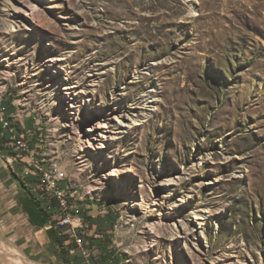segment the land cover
<instances>
[{
  "label": "rangeland",
  "instance_id": "374dc122",
  "mask_svg": "<svg viewBox=\"0 0 264 264\" xmlns=\"http://www.w3.org/2000/svg\"><path fill=\"white\" fill-rule=\"evenodd\" d=\"M3 136L0 264H61L33 157L107 210L90 264H264V0H0Z\"/></svg>",
  "mask_w": 264,
  "mask_h": 264
},
{
  "label": "built area",
  "instance_id": "2783aa9c",
  "mask_svg": "<svg viewBox=\"0 0 264 264\" xmlns=\"http://www.w3.org/2000/svg\"><path fill=\"white\" fill-rule=\"evenodd\" d=\"M6 128L10 127L8 122L1 120ZM16 150L24 153H31L29 145L26 141L18 140L16 142ZM31 155V154H30ZM32 165L35 170H28L27 175H33L39 182L42 190V196L50 199L56 198L58 206L51 208L50 211L56 216V220H52L50 226L46 229L55 227L60 235H69L71 241L76 244L77 249L72 253H80L78 256H83L84 263H91V251L88 245V240L85 238L89 228L88 216L90 213V206H80L73 204V196L71 190L67 185L66 172L60 166L59 162L55 161L54 170H46L44 167H36L35 158L33 157ZM118 227V226H116ZM87 236V235H86ZM99 238V235H96Z\"/></svg>",
  "mask_w": 264,
  "mask_h": 264
},
{
  "label": "trees",
  "instance_id": "16d2710c",
  "mask_svg": "<svg viewBox=\"0 0 264 264\" xmlns=\"http://www.w3.org/2000/svg\"><path fill=\"white\" fill-rule=\"evenodd\" d=\"M9 143H11V140L3 136V138L0 139V152H6L8 155H18V153H16V144L14 147H10L7 145ZM31 169L35 170L33 165ZM30 177L31 178H29L27 182L24 181V185L29 187L30 191L26 192L25 196L20 200V207L27 215L31 227L37 230H44L48 228L52 222L54 214L50 209L56 208L58 206V201L54 197L50 199L43 197L38 180L33 175H30ZM46 231L50 238V245L52 249L56 251L59 262L61 264H75L77 257L73 255L72 251L77 249V246L71 241V237L69 235H60L55 227L46 229ZM85 238L87 240L89 239L86 235ZM93 241L96 242L97 240H92V242ZM104 257L102 259H104Z\"/></svg>",
  "mask_w": 264,
  "mask_h": 264
},
{
  "label": "bare ground",
  "instance_id": "6f19581e",
  "mask_svg": "<svg viewBox=\"0 0 264 264\" xmlns=\"http://www.w3.org/2000/svg\"><path fill=\"white\" fill-rule=\"evenodd\" d=\"M188 1H192V0H188ZM193 12H195L194 10H193V8L190 10V13H193ZM151 101H150V99L147 97V98H144L143 99V101H142V103L141 104H139V106H138V112H137V114H136V117H135V122H141L142 120H143V118H144V116H145V113L149 110L148 108L149 107H151L152 105H151ZM109 129H111V127H109ZM42 161H44L45 162V160H42ZM44 167L45 166V168H46V170H54V168H55V165L54 166H50V167H48L46 164H40V161H37V164H36V167ZM179 178V177H178ZM66 179H67V174H66ZM165 184V186L166 185H169V182H165L164 183ZM171 184H173V183H171ZM72 196H73V194H72ZM76 199V198H75ZM81 199V198H80ZM79 200V199H78ZM77 201V200H76ZM83 205V204H82ZM3 255H5L6 256V259L5 260H7V259H14V258H18L20 261H22V262H24L23 261V259L22 258H20V257H15L13 254H10L9 253V251H6L5 252V254H3ZM18 256V255H17Z\"/></svg>",
  "mask_w": 264,
  "mask_h": 264
},
{
  "label": "crops",
  "instance_id": "0c3cea01",
  "mask_svg": "<svg viewBox=\"0 0 264 264\" xmlns=\"http://www.w3.org/2000/svg\"><path fill=\"white\" fill-rule=\"evenodd\" d=\"M24 194H26V192H24ZM88 206H90L91 207V209L89 210L90 211V213H91V215H93V217H94V219H97L98 221L96 222V223H99V222H101V221H103V220H105L106 219V215H107V210L106 209H101V207L99 208L98 206H96V205H92V204H89ZM25 220H27L28 222H29V220H28V217H27V215H26V219ZM30 224V223H29ZM31 226V225H30ZM33 228V227H32ZM33 229H35V228H33ZM47 232V231H46ZM41 233V232H40ZM48 234V233H47ZM90 234H95L94 233V231H91V233ZM96 235H99V234H95L94 236L96 237ZM103 237H105V235H102ZM99 237H100V235H99ZM97 238V237H96ZM32 245H28L26 248H25V250H27V253L28 254H32V249L30 250L29 248L31 247Z\"/></svg>",
  "mask_w": 264,
  "mask_h": 264
}]
</instances>
